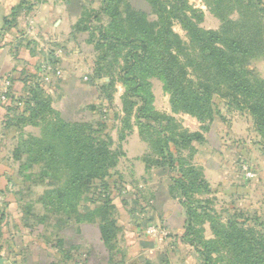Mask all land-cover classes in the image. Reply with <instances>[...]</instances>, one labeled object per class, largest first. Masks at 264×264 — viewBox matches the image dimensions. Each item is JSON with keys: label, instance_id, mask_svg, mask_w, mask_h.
Wrapping results in <instances>:
<instances>
[{"label": "rangeland", "instance_id": "rangeland-1", "mask_svg": "<svg viewBox=\"0 0 264 264\" xmlns=\"http://www.w3.org/2000/svg\"><path fill=\"white\" fill-rule=\"evenodd\" d=\"M23 1L26 3L20 11H15L16 15L11 17L9 24L19 30L17 33L20 36L19 40L23 41L22 46H27L29 56L34 55L38 62L36 61L34 65H28L26 62L21 64V71L19 75L17 74L16 80L20 82L19 79L28 78V83L17 85L20 86L18 90H9V87L7 89L3 87V90L0 91V119L2 121L3 117L6 121L9 118L14 123H24L21 119L29 117L27 106L29 89L37 81L41 85L43 93L50 98L51 108L57 110L55 109L56 97H54L57 76L53 71L56 70V67L51 64L55 55L53 47L56 45L50 32L42 36L43 34H39L40 27L35 29L34 25L33 28L31 25L33 20L31 11L47 0ZM61 1L62 5L67 3L66 0ZM75 2L79 10L78 20H82V24H89L92 28L107 24V16L104 14L99 15L98 20H93V13L99 9L101 0H75ZM187 2L191 10L195 11L196 17L192 19L199 28L219 31L223 24L222 18H224L235 24L233 26L235 34L244 32L245 21H243V14H240L242 11L237 5V2L243 1L226 0L218 13L213 11L214 7H210L207 0H187ZM120 3H126L130 5L131 10L136 11L135 29L142 28L143 31L140 34L151 38L148 25L155 21L156 16L152 13L148 0H121V2L115 0L112 5L117 9L121 7ZM251 3L254 6L252 11L244 14V18H247L246 25L264 24V0H251ZM254 11L259 12L257 19L256 17L250 18L254 15ZM21 17H23V21H21ZM23 26L25 29L21 31L20 28ZM51 26L52 22L50 21L48 27L51 29ZM171 31L180 39L184 52L191 58H195L196 49L186 30L175 21L171 24ZM37 32L38 34H36ZM84 34L86 36L84 41L88 46L86 45V51L80 52V54L82 58H87V56L91 58L92 69L97 56L94 50L95 42L99 35L96 30L93 31L92 36V32H84ZM74 46L75 49L79 48L78 43H75ZM57 47L64 49L65 53L68 52V48L66 49L63 44ZM253 48L254 50L260 49L254 45ZM119 50L123 54L119 59V64L122 66L126 48ZM63 51L61 50V53L64 55ZM260 52L247 61L245 69L264 80V44ZM184 60H181L183 64ZM85 67L86 65H84V69ZM88 69L90 68L88 67ZM31 77H35L34 81H30ZM104 81L106 82L107 79L93 81L94 98L92 101L91 96L83 98L84 104L90 105L82 109H74L72 114L78 117L79 122L94 124L104 121L110 136L111 133H115L118 139L119 130L127 119L123 117L121 103L124 87L121 82H116L112 101L106 103L101 101L99 92L102 91L98 88ZM2 84L3 82H0V86ZM117 85L122 86L121 91L117 90ZM153 88L157 92L156 95L160 94V84L156 83L155 86L151 84V89L153 90ZM88 89L90 88L88 87ZM7 92L15 93L16 100L14 102L5 98ZM119 93L121 95L118 99ZM163 93L167 95L169 103V95ZM101 94L104 95V92ZM159 100L162 104H166L161 98ZM133 101L135 100L133 99ZM213 102L215 108L212 120L200 123L186 113L175 114L178 116L174 117L182 128L189 132H200L203 137L202 142H193L192 147L180 152L187 164L201 171L203 180L209 186V190H199L189 194L192 204L201 208V210H197L193 223L195 233L189 237H184L186 210L182 204V198L178 191H175V195L169 191L172 186L170 178L177 176L175 172L164 168L167 171L164 170V173L159 176L162 180L169 182L167 190L175 201L173 211L170 210V213L174 215L173 223L180 227L181 219L180 223L179 220H175L178 212H181L184 217L182 234L178 232L171 235L167 234L164 222L153 210L149 195H146L145 190L142 189L143 180L134 179V176L129 174L126 169L123 171V175L119 173L120 170H115L122 157V151L120 146H116V142L113 141L111 147V152L117 155L116 166L110 174V178L105 179V185L96 182L95 190L94 185L91 186L90 191L81 194L77 202H72L71 206L69 204L64 206L63 200L57 199L55 194L49 195L47 192L56 187L60 188L67 181L66 171L57 173L55 177L50 178V182L59 183L56 184L57 186L54 185L56 187L47 186V180L43 178L45 175L41 171L46 155H43L40 163H35L32 159L37 157L35 152H40V148L34 147L27 153L24 145L29 141L15 140L17 133L18 136L22 133V138L40 137L44 121L38 118L35 123L23 124L22 128H12L10 137H14V139L3 144L8 151L4 153L0 150V248H4L5 253L9 254V258H6L7 255L4 256L6 261L13 264H24L29 258L27 257L28 253H31L35 256L37 264L44 262L45 264H83L86 260L85 255L88 254L87 251L80 247L73 249L72 243L73 241L81 242L82 239V241L88 240L91 244H93V240L96 241L94 246L96 243L98 244L97 233L100 234L99 225L102 216L98 209L107 199L113 205L111 218L115 220L117 228L111 245H106L101 239L109 255L110 264H146L149 262L148 259H145L147 254L151 255V258L156 257L155 262L161 264H208L201 253L208 255L215 264H238L229 252V248L220 241L218 231L222 230V226L228 219L237 222L243 229L253 232L263 245L264 136L259 133L253 118L245 110L240 111L218 97L213 98ZM2 104H4L3 107ZM153 104L154 96L152 106L156 110ZM89 106H93L94 109ZM159 107L162 106L159 105ZM8 108H10L9 111ZM58 115L64 122H68L61 117L59 112ZM133 119V116L127 119L130 121L131 128L133 125L137 127L136 120L133 121ZM116 126H119L117 130H115ZM18 143L23 146L20 148L19 160H15L13 149L17 147ZM147 154H151L150 149ZM123 168L126 166L123 165ZM151 228L155 230L153 236L146 234V230ZM187 240H193L194 243ZM149 241L156 243L153 252L145 253L143 250H139ZM128 246H135L136 249L130 248L127 251ZM70 248H72V253ZM103 256L102 254L101 257L104 258L105 256Z\"/></svg>", "mask_w": 264, "mask_h": 264}, {"label": "trees", "instance_id": "trees-1", "mask_svg": "<svg viewBox=\"0 0 264 264\" xmlns=\"http://www.w3.org/2000/svg\"><path fill=\"white\" fill-rule=\"evenodd\" d=\"M114 1L101 0L99 9L93 13V20H98L99 15H106V25L92 28L78 20L73 26V35L92 32V36L93 31H97L99 36L94 47L97 56L91 70V79H107L98 87L102 91L99 92L101 101L106 103L112 101L115 83H122L123 117L128 119L133 116L141 140L151 150V154L142 158L146 168H167L177 175L170 178L172 186L169 191L173 195L178 191L182 198L186 210L184 237H189L195 233V215L197 210H201L192 204L189 194L209 190V186L203 180L201 171L187 164L180 152L192 147L193 142H202L203 137L200 132H189L182 128L173 116L154 110L149 80L155 78L161 82L163 92L169 95L172 114L186 113L200 123L212 120L215 108L213 98L218 97L240 111L245 110L253 118L259 133L264 136V80L245 69L247 61L261 53L264 24L246 25L247 18H244V14L250 13L254 7L251 0L237 2L245 21L244 32L239 34L233 32L235 24L224 18L219 31L199 28L193 22L192 18L196 14L187 0H148L152 13L156 16L155 21L148 25L152 35L148 38L140 34L142 28L135 29L136 11L131 10L126 3H120L121 7L115 9L112 5ZM207 1L210 7H214L213 11L218 13L226 0ZM25 3L20 2L11 11L10 17H14ZM258 13L254 11L250 18L257 19ZM175 21L186 30L194 44L195 58L184 52L180 39L171 31V24ZM253 45L260 49L254 50ZM120 48H126L122 66L119 64L123 55ZM182 59H185L184 64ZM33 78L35 77H31L30 81H34ZM19 81L22 85L29 82L28 78H21ZM103 92L104 95L101 94ZM5 98L10 102L16 100L15 93L12 92H7ZM29 98V117L21 119L24 123H14L7 118L5 127L22 128L23 124L35 123L38 118L44 121L40 137L22 138L20 133L18 140L29 141L24 145L27 153L34 147L40 148V152H35L37 157L32 159L33 162L40 163V159L46 155L41 171L45 175L43 178H46L47 186L56 187L59 183L50 182V178L66 171L67 181L60 188H53L47 193L55 194L57 199L63 200L64 206H71L72 202L79 200L81 194L89 192L91 186L94 185L95 190L96 182L105 185V179L110 178L117 159V155L111 152L113 140L104 121L94 124L79 121L70 123L60 119L58 112L51 108L50 98L43 93L38 81L29 89ZM89 108L94 109L93 106ZM127 119L119 130V142L131 130ZM22 146L18 143L13 149L15 160H19ZM112 209L113 205L108 199L98 209L102 215L100 235L106 245H111L117 232L116 222L111 218ZM218 232L221 243L229 248L238 264H264V244L253 232L243 229L231 219ZM187 241L194 243L193 240ZM201 254L208 264H215L208 255Z\"/></svg>", "mask_w": 264, "mask_h": 264}, {"label": "crops", "instance_id": "crops-1", "mask_svg": "<svg viewBox=\"0 0 264 264\" xmlns=\"http://www.w3.org/2000/svg\"><path fill=\"white\" fill-rule=\"evenodd\" d=\"M21 1L23 0H0V82L7 80L10 84L9 88L14 90L20 89V86L18 87L17 85H20L21 83L15 80L17 78V74H20L22 62H26V64L28 65H34L37 61V58L34 55L29 56V50L27 46H22L23 41L19 40L20 36L19 33H17L19 30H16L12 24L8 23L11 19V17H9L11 11ZM66 2L67 3H64V5H62L61 0H47V2L39 5L38 7H34V10L31 11L33 13L31 16V18L33 19H31V25L32 28L34 25L35 29L37 27H40L39 34H43L42 36H45L50 32V34H52L53 36V41L55 42L56 47L63 44L65 45L66 49L68 48V52L65 53L63 51L64 49L53 47V49L55 50V55L52 66L56 67V70L53 71L57 76V79L55 80V83H57V85L54 88V97H56L55 109H57L56 111L61 114V117L64 120H68V122H77L78 117L75 114H72V110L82 109L90 105L84 104L85 101L83 100V98L84 96H91L92 101V99L94 98L93 95L95 93V90L93 81L91 79L92 60H90L91 58H89L88 56L87 58H82V55L80 54V52L83 53L86 51L85 48L87 43H85L84 41L86 36L84 33L73 35V26L79 18L77 14L79 10L76 7L75 0H66ZM23 17H21V21L24 20ZM50 21L52 22L51 29L48 27V23H50ZM20 29L22 31L25 28L23 26ZM48 29L50 30L48 31ZM36 34H38V32ZM22 37L24 39L23 32ZM75 43H78V49L74 48ZM58 49L60 50V53L57 51ZM61 50L65 53L64 55L61 53ZM26 55L28 56L26 57ZM84 65H86L85 69ZM88 67L90 69H88ZM149 81L154 86L156 83L160 84V94L156 95L157 92H155V89H151L154 96L153 105L155 109L158 112L177 117L178 115L172 114L171 112L168 103V97L163 93L161 83L156 79H151ZM0 87H2V89H0V91H2L3 84ZM88 87L91 90L88 89ZM121 87V85L116 86L117 90L119 91H121ZM120 95L121 94L119 93L118 99ZM164 95L166 96L164 97ZM159 98H161L163 102H166V104H162ZM159 105H161L162 107H159ZM4 122L5 120L2 117V121L0 119V150L5 153V151L8 150L7 148H4L3 144L6 143V141L14 139V137H10L12 128H14V126H10L8 129H6ZM118 127L119 126H116L115 130H117ZM15 130L17 132L16 128ZM111 137L112 140L116 142V146H120V150L122 151L121 160L118 162L117 168L115 170H120L119 173L123 175V171H125L126 169L129 174H132L134 176V179H142L144 186L141 187L145 190L146 195H149L153 210L164 222L163 225L165 229L167 228V234L169 233L172 235L173 233L174 235L178 232H181L182 234L184 217L181 212H178V216L175 217V220H179L180 223L181 219L180 227H177L173 223L172 217L174 215L170 213V210L173 208V206H175V201L170 197L167 190L169 182L164 181L159 177L164 173L163 171L166 169L146 168V165L142 161V158L149 152V148L148 145L141 140L137 127L133 125L129 133L121 142L118 141L115 133H111ZM15 140H18V133L15 135ZM193 144L194 143H192V146ZM123 165H125L126 168H123ZM97 241L98 244L96 243V246H94V243L96 242L94 240L92 241L93 244H91V242H89L88 240L82 241V239L81 242L73 241V249H77L80 247L88 253L87 255H85L86 260L83 262V264H110L109 255L106 248L103 246L99 233H97ZM130 248L136 249L135 246H128L127 251ZM153 248H156V243L154 241H149L148 244H144L142 248H139V250H143L145 253H150L153 252ZM69 250L72 253V248H70ZM5 252L6 251L4 248H0V257L5 260L4 264H7L4 256L7 255L6 258H9V254H6ZM101 253L105 256H103L104 258L101 257ZM150 256H148L147 254L145 256V259H148L151 264H161L160 262H155L156 260L154 259H156V257L151 258ZM27 257L29 258L24 264H37L34 255L28 253ZM43 264H45V262Z\"/></svg>", "mask_w": 264, "mask_h": 264}, {"label": "built area", "instance_id": "built-area-1", "mask_svg": "<svg viewBox=\"0 0 264 264\" xmlns=\"http://www.w3.org/2000/svg\"><path fill=\"white\" fill-rule=\"evenodd\" d=\"M9 82L7 81V80H4L3 81V87L5 88V89H7L8 87H9ZM146 234L147 235H150V236H153L154 234H155V230L153 229V228H151V229H148V230H146ZM6 263L7 264H13V263H9V262H7L6 261Z\"/></svg>", "mask_w": 264, "mask_h": 264}, {"label": "water", "instance_id": "water-1", "mask_svg": "<svg viewBox=\"0 0 264 264\" xmlns=\"http://www.w3.org/2000/svg\"><path fill=\"white\" fill-rule=\"evenodd\" d=\"M5 260L0 257V264H4Z\"/></svg>", "mask_w": 264, "mask_h": 264}]
</instances>
